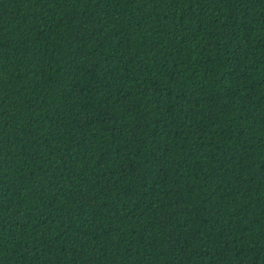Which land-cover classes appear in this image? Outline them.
<instances>
[{"label":"trees","instance_id":"1","mask_svg":"<svg viewBox=\"0 0 264 264\" xmlns=\"http://www.w3.org/2000/svg\"><path fill=\"white\" fill-rule=\"evenodd\" d=\"M0 264H264V0H0Z\"/></svg>","mask_w":264,"mask_h":264}]
</instances>
